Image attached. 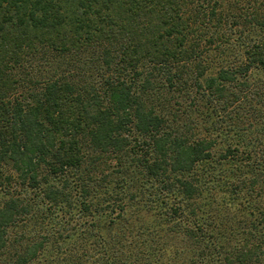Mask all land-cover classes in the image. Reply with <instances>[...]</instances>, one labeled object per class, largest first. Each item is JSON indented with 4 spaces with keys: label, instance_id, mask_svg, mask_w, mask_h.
Masks as SVG:
<instances>
[{
    "label": "trees",
    "instance_id": "1",
    "mask_svg": "<svg viewBox=\"0 0 264 264\" xmlns=\"http://www.w3.org/2000/svg\"><path fill=\"white\" fill-rule=\"evenodd\" d=\"M0 264H264V0H0Z\"/></svg>",
    "mask_w": 264,
    "mask_h": 264
}]
</instances>
